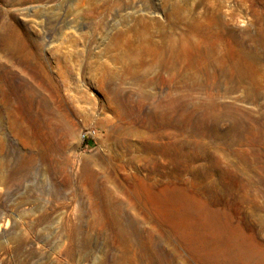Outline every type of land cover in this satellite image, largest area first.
I'll list each match as a JSON object with an SVG mask.
<instances>
[{
  "label": "rangeland",
  "instance_id": "374dc122",
  "mask_svg": "<svg viewBox=\"0 0 264 264\" xmlns=\"http://www.w3.org/2000/svg\"><path fill=\"white\" fill-rule=\"evenodd\" d=\"M3 27L26 53L0 45V75L33 106L0 107V264H214L154 210L170 185L264 264V0H0Z\"/></svg>",
  "mask_w": 264,
  "mask_h": 264
},
{
  "label": "bare ground",
  "instance_id": "6f19581e",
  "mask_svg": "<svg viewBox=\"0 0 264 264\" xmlns=\"http://www.w3.org/2000/svg\"><path fill=\"white\" fill-rule=\"evenodd\" d=\"M0 45L6 48L11 59L22 57L26 53L25 47L18 40L16 32L10 27L1 29ZM22 63L25 64L26 62L22 61ZM229 65L230 72L238 75V78H242L237 63L229 62ZM34 67L39 75L44 74L39 64ZM25 88V82L17 86L14 78L9 75H0V107L12 114L11 116L14 115L17 121L28 120L22 111L26 106H33V101L29 97L30 94ZM211 109L218 112L215 114L216 122L231 119L235 136L247 134L248 130L240 125L237 117H230L232 111L238 113L239 110L229 105L222 108L216 103L212 105ZM31 133L32 136L37 137L36 127L31 126ZM252 133L262 134L264 128L256 132H249V135H253ZM139 185L145 187L140 180ZM147 190L154 210L161 218L174 225L184 242L197 250H201L205 260L214 264L263 263V257L255 245L244 238L238 229L232 227L226 216L209 209L202 199L189 193L185 188L170 185L160 191H154L150 187H147ZM126 232L133 239L140 231L136 224L129 222Z\"/></svg>",
  "mask_w": 264,
  "mask_h": 264
},
{
  "label": "built area",
  "instance_id": "2783aa9c",
  "mask_svg": "<svg viewBox=\"0 0 264 264\" xmlns=\"http://www.w3.org/2000/svg\"><path fill=\"white\" fill-rule=\"evenodd\" d=\"M84 140H86V135L83 136Z\"/></svg>",
  "mask_w": 264,
  "mask_h": 264
}]
</instances>
